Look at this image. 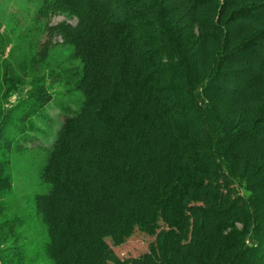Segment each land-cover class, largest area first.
<instances>
[{"label":"trees","instance_id":"trees-1","mask_svg":"<svg viewBox=\"0 0 264 264\" xmlns=\"http://www.w3.org/2000/svg\"><path fill=\"white\" fill-rule=\"evenodd\" d=\"M41 1L40 14L75 19L49 26L43 46L58 38L72 50L67 60L79 64L50 71L49 85L36 88L6 118L8 138L0 126V140L6 152L14 143L19 148L22 125L51 100L48 87L61 84L81 94L41 169L46 192L34 199L48 227L47 254L58 264H66L60 257L71 248L88 264L264 259V76L247 74L254 96L231 123L219 85L238 74L237 60L252 69L264 64V0ZM251 135L258 138L249 149ZM201 152L197 164L183 163ZM10 166L0 154V189L11 183ZM186 196L205 201L187 205ZM51 205L62 207L61 214L50 212ZM105 220L124 224L110 234L130 237L138 230L156 238L141 257L120 260L98 235ZM16 221H7L6 229ZM247 239L256 243L248 246Z\"/></svg>","mask_w":264,"mask_h":264},{"label":"rangeland","instance_id":"rangeland-1","mask_svg":"<svg viewBox=\"0 0 264 264\" xmlns=\"http://www.w3.org/2000/svg\"><path fill=\"white\" fill-rule=\"evenodd\" d=\"M246 5V1L240 2L241 8ZM42 7L41 0H0V126L5 125L3 123L10 117V113L19 103L28 99L36 88L49 85V80L45 78L50 71L62 72L65 69L69 70L70 66L78 67V61L67 60L72 50L60 45V39L54 38L49 46H43L48 39L49 26L62 21L74 24L75 19L58 13L42 15L40 14ZM234 25L235 23L228 24V27L233 28ZM238 34L239 37L236 36L235 39L242 38L243 33L240 31ZM234 42L235 40H231L230 44ZM259 44L260 57L264 61V41L260 40ZM233 70L238 73L236 76L226 75L219 82V85L223 86L222 99L227 104L224 109L228 114L226 119L229 123L233 122V118L240 116V107L244 105L245 99H253L256 88L248 84L247 74L250 73L251 76L257 74L261 80V76H264V64H260L259 67L253 66L252 69L237 60ZM241 70L244 71L239 73ZM48 96L51 100L43 107L40 115L34 116L29 124L22 125L26 132L18 140V149L15 147L17 144L14 143L6 152L3 149L6 140H0V149L3 150L0 154L8 156L11 165V183L0 189V205L4 207L3 212L0 213V264H58L59 262L46 252L45 246L49 241L48 227L41 218L43 216L38 214L34 199L37 195L46 192L47 187L41 184L39 177L48 151L59 135L64 115L79 108L82 96L79 93L67 92L61 84L48 87ZM5 127L1 136L8 138L9 128L6 125ZM233 132L231 129L230 133ZM257 138L258 136L256 138L253 135L249 136L250 140L245 141L247 148L252 149L250 145H255L253 141ZM204 154L201 152L200 155L192 156L183 163L193 166ZM255 158V161L259 162L258 154ZM235 190L239 195H248L245 190L244 193L236 187ZM203 201L205 200L194 203L190 196L185 197V203L191 206L202 204ZM55 209L54 205L49 208L53 213ZM60 209H56L55 214H61L62 207ZM131 210L133 211L132 208ZM12 219H16L17 223L14 228L7 230L5 225ZM122 226L123 223L105 220L101 223L98 234L104 236L105 243L117 258L136 259L148 252L149 244L154 242L155 235H147L138 230L130 237L110 234L116 227ZM181 236L187 239L189 229L182 230ZM255 243L256 241L252 239L245 240L248 246ZM10 246L13 247L12 252H5ZM1 257H5L7 261ZM60 259L66 264L72 260H77L78 264H88L86 256L79 252L78 248L65 251ZM251 264H264V259L255 258Z\"/></svg>","mask_w":264,"mask_h":264}]
</instances>
